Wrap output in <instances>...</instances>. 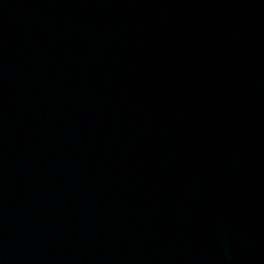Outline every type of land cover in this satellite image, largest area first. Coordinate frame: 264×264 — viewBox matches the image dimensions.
<instances>
[{
	"label": "water",
	"instance_id": "obj_1",
	"mask_svg": "<svg viewBox=\"0 0 264 264\" xmlns=\"http://www.w3.org/2000/svg\"><path fill=\"white\" fill-rule=\"evenodd\" d=\"M0 264H264V0H0Z\"/></svg>",
	"mask_w": 264,
	"mask_h": 264
}]
</instances>
